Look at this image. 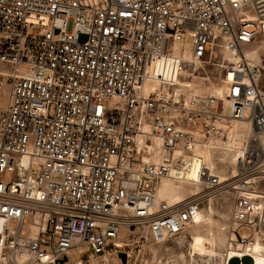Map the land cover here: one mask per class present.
Instances as JSON below:
<instances>
[{"label":"built area","instance_id":"1","mask_svg":"<svg viewBox=\"0 0 264 264\" xmlns=\"http://www.w3.org/2000/svg\"><path fill=\"white\" fill-rule=\"evenodd\" d=\"M263 35L264 0H0V264L121 261L124 229L178 238L223 191L231 244L264 239V70L247 55ZM187 44L178 70L199 92L147 89L155 59ZM208 69L243 88H201ZM242 120L235 172L223 182L204 165L195 195L159 196Z\"/></svg>","mask_w":264,"mask_h":264},{"label":"rangeland","instance_id":"2","mask_svg":"<svg viewBox=\"0 0 264 264\" xmlns=\"http://www.w3.org/2000/svg\"><path fill=\"white\" fill-rule=\"evenodd\" d=\"M262 45H264V35L261 36L256 46L252 49L256 50ZM258 62L262 64L264 70V57L258 58ZM207 73L209 74L210 79L206 81V85L201 86V88L205 89L206 87H210V89L213 90L214 87L217 86L215 78L217 72L216 70L208 69ZM203 75L206 74L201 72L198 74L197 78H194V80H203L200 78ZM162 78L164 79L162 82L165 83H170L169 81L173 80V83H187V85L190 86L191 82L190 77L184 79L177 76L174 69L171 67H166L163 70ZM261 87L264 90V73L261 79ZM223 168L226 169L224 170L226 176L231 171L235 170V168H232V166L229 165V162H227L226 164L219 163L214 172L217 171L218 173V171H220V169L223 170ZM163 185L161 196L171 202L183 200L185 197L195 195L202 190L200 184L189 183L183 180L178 182L172 178L167 180ZM175 194L180 196L177 201L172 199ZM232 203L233 194L228 191L209 196L202 203L201 208L205 211L209 208L214 210L213 218L215 219V222H218V226L225 227V229L221 231V234L216 233L213 239H207L209 242L206 243L205 247L207 250L211 251H205L202 253L194 251L193 228H190L185 234L178 238H163L159 241L152 240L148 236L146 229L142 226L124 229L117 242L121 243L120 247H122V250L129 254L126 264H264V249L258 253H247L244 249L239 250L228 248V234L231 229L230 215ZM217 227L215 229H217ZM201 230L202 229H200V231ZM262 244L264 245V240H262ZM83 249H86V247ZM45 250L48 251L47 248H45ZM107 257L108 260L107 262H103L104 264H122V261H120L113 253L107 255ZM87 258V253L80 254L78 251L74 256L72 255L71 260L73 261L65 264H76L78 259L83 260L84 264H102L101 261H104L100 258L88 262Z\"/></svg>","mask_w":264,"mask_h":264},{"label":"bare ground","instance_id":"3","mask_svg":"<svg viewBox=\"0 0 264 264\" xmlns=\"http://www.w3.org/2000/svg\"><path fill=\"white\" fill-rule=\"evenodd\" d=\"M247 55L251 59L258 61V58L264 57V45L260 46L256 50L251 49L247 51ZM191 58L192 57L190 54V50L188 48V44L184 49V51L175 50L171 54H163L158 56L148 69L149 74H148L147 89L153 90L157 88L158 85L165 83L162 82L164 81V79L162 78V72L166 67L173 68L175 74L181 77L180 72L178 70L179 61L181 59H191ZM2 71H6V70L3 68ZM169 82L171 84L170 83L167 84L170 85L176 84L175 87L179 88L182 91L188 92L189 90L192 89L191 90L192 92H199L198 89L196 88H194L195 90L193 89L194 86L191 82H190V86H188L187 83H182V82H181L182 84L173 83V80H170ZM239 87L240 89L243 88V86H241L240 84L239 85L236 84L234 87L230 86L228 87V89H225V86L223 85H217L216 87H214L213 92L219 96H223L226 92H229V94L238 92ZM250 129L251 126L249 122L245 120L237 121L233 124V127L229 130L228 136L225 140H213L208 144L200 145L198 147V154L193 159L186 161V167L183 172V181L199 184V182L197 181L198 180L197 170L200 169L201 167H204V165L206 166V168L212 170L213 172L219 163L226 164L227 162H229V165H231L232 168H235L236 170L237 160L242 154L243 145L250 133ZM224 170L226 169L223 168V170L220 169V171H218L220 179L223 182L226 180V172H224ZM169 179L171 178H167L162 181V185L159 191V196L161 198H162L161 192L164 186L163 184ZM179 198L180 196L176 194L173 195L172 197V199L176 201ZM163 199L169 203H172L171 201L165 198ZM213 213L214 210L212 208H209L207 211H205L203 208H200L197 214L195 215L194 223L190 227L193 228V249L195 252L202 253L205 251H211V250H207L205 247L206 243L209 242L207 239L209 240L213 239L216 233L221 234V231L225 229L224 226L223 227L218 226V222H215V219L213 218ZM216 227L217 229H215ZM200 229L202 230L200 231ZM262 240L264 239L257 237L252 244L246 246H242L241 244L236 245L234 243L231 244L230 234H228V248L239 249V250L244 249L247 253L250 252L258 253L262 249H264ZM117 244L118 246H121V243L117 242ZM102 259L104 260L101 261L102 264H104L103 262L105 261L107 262L108 260L107 255H103ZM80 260L81 259H78L77 261L79 262ZM71 261L73 260H71L70 258L68 263Z\"/></svg>","mask_w":264,"mask_h":264},{"label":"water","instance_id":"4","mask_svg":"<svg viewBox=\"0 0 264 264\" xmlns=\"http://www.w3.org/2000/svg\"><path fill=\"white\" fill-rule=\"evenodd\" d=\"M119 257H120V259H121V261H122V264H126V262H127V254L125 253V252H120L119 253ZM68 259H67V257H65L63 260H60V263H65L66 261H67Z\"/></svg>","mask_w":264,"mask_h":264}]
</instances>
